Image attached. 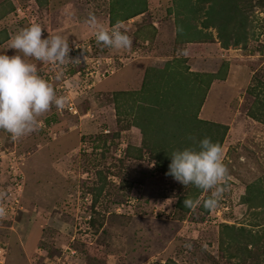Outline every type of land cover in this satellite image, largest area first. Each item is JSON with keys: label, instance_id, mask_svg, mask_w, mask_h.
Listing matches in <instances>:
<instances>
[{"label": "rangeland", "instance_id": "rangeland-1", "mask_svg": "<svg viewBox=\"0 0 264 264\" xmlns=\"http://www.w3.org/2000/svg\"><path fill=\"white\" fill-rule=\"evenodd\" d=\"M243 1L248 44L228 48L217 27L201 24L210 1L189 2L197 12L192 35H209L194 39L208 44L203 51L188 49L190 69L217 72L227 63L226 78L212 83L200 112L229 128L222 145L228 176L218 205L200 208L210 195L204 190L185 212L178 199L195 186L166 175L167 162L158 168L140 128L118 121L123 116L113 100L114 90H141L146 72L160 73L183 58L186 47L178 46L182 38L169 11L176 3L148 0L147 10L116 24L133 43L115 50L96 42L88 22L91 13L110 30L111 0H0V52L16 54L11 38L39 23L42 38L63 36L69 57L79 60L59 66L25 57L65 106L52 105L35 131L16 140L0 129V264H264V221L251 226L256 218L243 200L252 186H264V122L248 114L255 98L247 91L254 73L264 74V0ZM148 25L170 39L158 40ZM134 144L143 145L142 159L124 155ZM223 223L236 228L223 235ZM240 226L254 236L240 234Z\"/></svg>", "mask_w": 264, "mask_h": 264}, {"label": "trees", "instance_id": "trees-1", "mask_svg": "<svg viewBox=\"0 0 264 264\" xmlns=\"http://www.w3.org/2000/svg\"><path fill=\"white\" fill-rule=\"evenodd\" d=\"M176 1V2H175ZM191 0H173L176 3L174 8L170 7V13L175 12L178 36L181 35L183 41L186 42H198L194 39L207 40L209 35H202L198 31L194 36L191 31L196 30L195 14L196 11L189 10ZM210 5L204 10L203 13L205 19L201 21L204 27H217L218 36L222 47L228 48L231 45H238L242 41L246 46L248 30L245 29L247 23L246 13L243 11L247 7L246 1L243 0H209ZM220 2L222 7H220ZM243 3H246L245 5ZM149 7L148 0H111L110 22L112 26H115L117 22L128 20ZM241 15L243 16L242 18ZM237 16V17H235ZM246 16V17H245ZM234 18V19H233ZM193 19V21H192ZM240 20V22L238 21ZM153 32L157 31L155 27H149ZM184 26V30L183 27ZM241 29L239 30V28ZM180 40V41H182ZM203 40H199L200 42ZM85 47L82 52H88ZM224 66L227 63L223 62V65L217 72L198 71L191 70L187 59L177 58L173 62H169L168 65L160 73L149 72L147 77L144 76L141 90H114L113 100L117 113L123 118H119V122L125 121L127 125H136L140 128L144 135L153 133L156 136L153 142L144 140V147L149 149V153L153 159H156L158 168L167 162L170 163L171 154L173 150L183 149L185 147H198V142L204 137L210 138L213 142L223 145L225 135L228 130V125L211 121L209 119L201 118L199 113L207 93L216 80H224L226 78V71ZM148 71V70H147ZM152 74V77H150ZM255 85L248 87V93L254 96V102L250 107L248 114L261 122H264V74L259 72L254 73ZM147 83V86L145 84ZM147 90V91H146ZM149 90V91H148ZM144 91L149 92V97L146 99ZM133 95H137L133 96ZM141 95V96H140ZM124 99V100H123ZM132 104L129 105V101ZM122 100V101H121ZM124 102V103H123ZM129 105V106H128ZM150 110V112H149ZM152 116V117H151ZM160 121L161 123H158ZM171 123H175L171 125ZM160 130V131H159ZM97 142V141H96ZM96 145V144H95ZM135 147H128L125 150L126 157H134L135 159L143 158V145ZM136 150V151H134ZM170 156V157H169ZM163 163V164H162ZM163 169V168H162ZM165 173L167 170L163 169ZM103 188V186H102ZM204 190L194 188L185 192L178 199V206L185 212H188L191 208L185 207L183 204L184 199H192L196 201L200 194ZM251 192L253 193L251 195ZM257 194V195H256ZM209 195H206V199ZM243 200L251 208L255 221H252L251 226L259 227L262 221H264V186L257 183V186H252V190ZM203 211L208 212L209 209L203 207V203L200 205ZM256 208H262L255 212ZM261 215V216H260ZM254 218V219H255ZM222 234L225 230L236 228L234 225L227 223L222 224ZM240 234H246L253 237L251 229L244 226L237 228ZM227 236L231 237L233 241H236V237L231 233L226 232ZM239 234V235H240ZM224 237V236H223ZM231 246L233 242H228ZM252 243V242H251ZM239 244H244L239 242ZM249 243L243 245V249L247 248ZM242 248V245L240 246ZM161 264H169L167 262Z\"/></svg>", "mask_w": 264, "mask_h": 264}, {"label": "clouds", "instance_id": "clouds-1", "mask_svg": "<svg viewBox=\"0 0 264 264\" xmlns=\"http://www.w3.org/2000/svg\"><path fill=\"white\" fill-rule=\"evenodd\" d=\"M88 22L94 29L98 44L102 43L115 50L132 46L131 37L118 26L106 29L91 13ZM10 48L17 50L16 54L10 56L0 52V129L16 140L35 131L37 118L52 105L58 110L65 106V98L57 96L53 86L39 74L37 63L29 62L25 57L59 66L79 60L69 57V43L63 36L57 34L42 38V26L39 23H33L17 32L11 38ZM170 156L165 174L184 186L191 184L209 191L210 195L204 199L203 207L215 208L228 176L221 145L204 137L199 140L197 148L173 150ZM198 203L200 201L183 200L184 206L189 208Z\"/></svg>", "mask_w": 264, "mask_h": 264}, {"label": "crops", "instance_id": "crops-1", "mask_svg": "<svg viewBox=\"0 0 264 264\" xmlns=\"http://www.w3.org/2000/svg\"><path fill=\"white\" fill-rule=\"evenodd\" d=\"M156 37H157V35H158V37H157V39L158 40H160L162 37H164L165 36V32H158V31H156ZM170 33L169 34H167V37H165V38H162L163 40H167V39H170ZM175 35H176V33H175ZM161 39V40H162ZM182 40V39H181ZM180 43H181V45H178V46H184V47H186V49H185V53L183 54V58H189L188 59V61H187V63H192V58H194L192 55H191V50H193V49H199V50H202L203 51V47H205V45L207 44L206 42H200V41H198V42H186V41H184V42H182V41H179ZM208 45V44H207ZM203 46V47H202ZM174 48V47H173ZM190 51H189V50ZM174 50H175V48H174ZM177 56L179 57L180 55L179 54H177ZM149 61V60H148ZM153 62H154V60H152ZM139 81V80H138ZM136 84H137V81H136ZM130 87H131V85H129ZM121 89V88H120ZM123 89V88H122ZM124 89H128V88H124ZM130 89V88H129ZM132 89H137V88H132ZM200 117L201 118H203L202 117V113L200 112ZM205 119V118H204ZM145 138H147V141H149L150 143H152V138L151 137H148L147 135H144L143 134V137H140V139H142L143 141L145 140Z\"/></svg>", "mask_w": 264, "mask_h": 264}]
</instances>
